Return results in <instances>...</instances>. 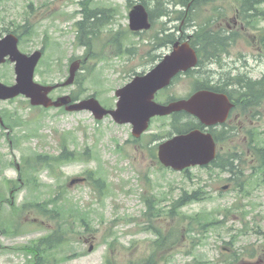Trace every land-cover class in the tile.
<instances>
[{
    "label": "rangeland",
    "instance_id": "1",
    "mask_svg": "<svg viewBox=\"0 0 264 264\" xmlns=\"http://www.w3.org/2000/svg\"><path fill=\"white\" fill-rule=\"evenodd\" d=\"M86 1L91 0H1L0 30L17 29L23 22H30L37 28L34 39L23 41L22 52L32 53L41 49L47 41L51 45L38 66L35 77L38 83L65 82L69 76V59L72 56L78 58L87 54L83 47L77 45L78 29L75 26L76 21L82 18L76 12L81 10L80 3ZM127 3V0L92 1L93 6L117 7L119 11L116 16L118 22L108 25L100 34L102 40L107 41L110 38V31H128L129 22L124 20V8ZM214 6L223 7L224 15L230 17L236 9L235 0H220ZM211 9V5L205 9V16L211 14ZM169 10L172 12L174 8L171 6ZM170 18L174 16L171 15ZM170 18L158 21L149 34L139 38L132 35L126 37L123 40V49L130 50L133 48L131 43H135L139 52L145 53L149 48L148 45L143 46L147 42L145 39L154 35L161 28L162 22H167L168 33L178 32L174 27L179 26V23H169ZM182 27L180 25V28ZM259 27L264 28V21L260 22ZM4 32L0 31V38ZM256 33L257 31H248L239 42L236 53L241 57V61L237 65L241 67V73L248 74L253 79H260L264 75V57L258 54L253 46L252 38ZM54 44H59L61 49L54 51ZM107 57L110 58L109 61L90 57L86 68H93V73L86 83L83 86L61 87L52 97L57 98L80 90L79 95L82 94L83 99L97 94L104 106H114L115 91L127 84L135 72L142 73L143 66L140 58L129 63L130 53L124 54L125 58L109 54ZM230 58H227V61H230ZM84 73L86 74V70ZM0 79L5 84L15 83L13 64L8 63L0 67ZM190 82L191 80L186 78L178 80L160 100L165 101L169 96L186 97L190 92ZM25 101V98L20 97L14 102H0V112L17 111V116L25 122L24 126L18 127L9 135L0 128V184H3L4 179L15 180L18 177L16 169L8 165L11 160L21 163L24 155L34 151L59 156L62 152L63 136L67 134L74 137H68L71 151L83 153L89 149L91 155L90 161L84 162L80 154H77V160L59 165L55 175L44 165L38 177L39 182L26 186L15 196V203L19 207L25 203H44L58 196L61 191L58 188L60 184H67L63 194L90 210L92 230L86 233L87 227L81 228L78 224L68 226L66 243L55 251L58 261H54V264H106L111 244H114L112 251L116 264H128L130 261L138 263L144 260L149 254V243L154 239L153 235L140 230L143 223L147 222L143 217L146 211L144 197L155 196L158 207L169 211L172 202L179 197L183 189L191 190L197 187L199 180L208 184L212 199L205 198L203 202L189 205L180 213L191 216L220 209L218 219L224 221V224L202 234L199 229L189 232V221H183L181 216L173 220L163 215L162 225L154 221L163 232L177 230L179 241L166 253L170 264H264L263 242L253 233L258 227L264 231V185L249 184L246 188L249 196L239 193L233 187L220 195L221 187L229 184L226 179L231 177L226 172L214 171L216 175L223 174L211 182L208 173L200 168L191 169L187 175L162 171L147 146L151 135H168L171 130L169 119H155L150 131L137 143L132 137L130 125H118L110 117L97 121L88 111L62 113L56 109L33 110ZM27 135L29 138L25 137ZM12 137L14 144L11 143ZM98 166L105 171L109 183V190L102 200L90 186L89 180L69 185L74 178L87 179V171L96 170ZM188 178L195 179L196 183H191ZM54 189H57L55 193ZM30 210L20 217L25 216L24 221L29 224L36 221L41 226L30 224L23 233L0 234V264H29L31 258L19 249L50 234L56 227L55 222L45 221L43 217L38 218L34 208ZM227 210L232 213L226 214ZM243 214L245 216H242ZM13 216L14 212L6 209L2 219L4 222H11ZM229 243H232V246L227 245ZM91 246L94 249L89 252ZM253 249L257 251L254 257L247 253Z\"/></svg>",
    "mask_w": 264,
    "mask_h": 264
},
{
    "label": "water",
    "instance_id": "2",
    "mask_svg": "<svg viewBox=\"0 0 264 264\" xmlns=\"http://www.w3.org/2000/svg\"><path fill=\"white\" fill-rule=\"evenodd\" d=\"M148 13L144 6L139 5L131 13V29L133 31L148 30ZM17 39L8 36L0 41V64L10 56L16 62L17 84L7 87L0 82V101L13 99L20 94L31 99L32 105L44 107H61L70 103L69 97H64L53 102L49 97L55 87L41 86L34 82V71L42 56L37 52L26 56L19 52ZM196 62L195 52L188 44L177 45L171 56L145 77H138L133 83L118 91L120 97L116 111H107L95 99H90L79 104L67 107L68 111H91L97 119L111 115L118 123H131L133 134L140 137L149 127L150 120L156 116H168L175 112L186 111L196 115L204 123H209L215 113V100L208 93H199L189 100L177 101L164 106L153 101L155 93L168 85L169 81L179 71L187 70ZM72 76L66 83L74 81ZM161 162L176 171H182L193 166H205L215 158V145L210 135L193 131L180 135L162 144L159 150Z\"/></svg>",
    "mask_w": 264,
    "mask_h": 264
},
{
    "label": "trees",
    "instance_id": "3",
    "mask_svg": "<svg viewBox=\"0 0 264 264\" xmlns=\"http://www.w3.org/2000/svg\"><path fill=\"white\" fill-rule=\"evenodd\" d=\"M141 1L144 5H146L150 9V13H151L153 20L158 19V18H162V17L163 18H169L170 17L171 14H170V11L168 9V3H166L164 0H141ZM216 1L217 0H196L195 2H193L191 4L192 0H174L173 5L175 7H178V5H179V7H182V8H189V6H190L188 13L191 16V15H195L203 7H205L209 4H212ZM248 5L249 4H247V6ZM175 13L179 14V17H181V18H183L186 15V11H180V12H175ZM247 13H248V11H247ZM247 16H248V21L255 24L254 19L256 16L255 15L251 16L250 14H248ZM262 16L264 17V14ZM90 18L91 17H89L87 15L86 22L82 25V28H84L86 34L92 33V29H94V24L96 25V23L91 24L89 22ZM191 24H192V18H188V20L186 21V26L190 27ZM162 25L165 27V24H162ZM163 30H165V29H163ZM184 31L185 30L183 29L182 32H184ZM156 37H159L158 33H157ZM165 37L168 39H174L175 34H167ZM182 37L186 38V35L183 34ZM200 37H202V39H205L208 42H211L210 44L214 48L219 46L218 41H220L221 44H226L224 42L226 37H224V38L218 37L211 31L203 33V35H201ZM243 83L244 84H242L241 86L246 90L245 94H246L247 99L249 101L255 102L256 95L260 91V89H262L261 87H263L262 95H261L262 96L261 101L264 100V78L261 81V83L260 82H252L251 83V81H248V80H246V82H243ZM18 123H20V121H18ZM7 125L9 126V128H14L17 126V121H10ZM66 138L67 137H65L63 139L64 140L63 147H65L67 145L66 144ZM74 156L75 155L73 153H71L70 159ZM33 160H34L33 163L28 162L24 167L21 168V170L19 172L20 173V179L23 182L32 181L34 179L32 176V169L37 168V166L39 164H41V163L45 164L46 163L47 165L52 166V163H59V162H63V161H68L69 159H68L66 152H65L60 157H50L47 155L43 157L41 155H34ZM48 161H50V162L48 163ZM233 161H236V158L233 157V155H231L227 158L225 156L219 157L217 159V161L213 163V166L218 167L222 170H228L232 175V180L235 184L234 186L236 187V189L240 188V192L243 193L245 191L244 185L247 183V181L243 178V173L241 172V170L239 169L238 166H235ZM100 172L98 174H100ZM18 185H19L18 182H11V181L7 182V184H6L8 189H12L13 187H16ZM95 186H96V189L101 192L100 195L103 196L104 191L102 192V190L106 189V184H105V181L103 180L102 176H100L99 179H97L95 181ZM207 194H208V192L203 187H200V188L193 190V191L184 190L182 192L181 196L173 202L172 209L166 213L167 216H169L173 220L178 216H181L183 221L185 219H188V221H189V223H188L189 228L188 229H189V232H191V233L197 228L207 229V227H209V226L213 227V226L218 225L219 222H217L215 219H213V214H211V216H209V214L203 213V214H198L196 216H191V217L188 216L187 217L186 215H182L179 213V210L181 208H183L187 205H190L192 203L200 201ZM4 201H5V197L3 196V194L0 191V213H1ZM7 202H9V201H7ZM147 203H148L147 204L148 205L147 216L149 217L150 225L148 227H146L144 230L154 232L158 236L157 240L154 243V246L156 248V251H162L165 248H168L167 247L168 241H171L173 238H172V236H169V235L163 237L160 233V230L157 227H155V225L152 223V221L154 219H158L162 216L161 212H163V211L158 209L155 206V204L153 203V200L148 201ZM63 207H61L60 209H55L54 211L46 209L43 206H40L39 208L45 216L53 217L52 213L61 214V211H63L64 209L66 211H68V208H66L65 205ZM25 208L26 207H24V209ZM78 214H81L80 218L82 219V221H84V223H86L87 214L82 213V212H80ZM5 231H8V230L6 229ZM63 231H64L63 227H60L59 231H57L55 234L51 235L50 237L39 240L34 245L28 247V249L26 251L30 255H33V260L31 262V264H51L49 261L50 252L53 249H55L56 247L63 244V242L65 241L66 233H63ZM155 256H156V252L154 253L153 257L147 261V264L155 263L154 262ZM108 264H111V262L109 261ZM142 264H145V262H143Z\"/></svg>",
    "mask_w": 264,
    "mask_h": 264
},
{
    "label": "flooded vegetation",
    "instance_id": "4",
    "mask_svg": "<svg viewBox=\"0 0 264 264\" xmlns=\"http://www.w3.org/2000/svg\"><path fill=\"white\" fill-rule=\"evenodd\" d=\"M242 3L245 5L246 0H242ZM261 3L262 2L260 0H255L254 6L256 7ZM112 11L114 12V10ZM243 17L245 18L244 13L239 16L241 21V18ZM239 24L240 30H247L244 21H235L234 29H237ZM177 42L178 40H156L154 45H152L151 50H149L146 54L139 55L140 62L143 66V73L140 74H144L145 71H150L156 64L160 63L172 51V48ZM193 45L195 47L194 50L196 51L197 55L201 56V59L198 57L199 61L197 66L184 75V77L196 75L202 80V83L197 86V89L193 88V93L209 91L216 96L224 95L223 97H226L228 101L234 103L233 109L231 110V113L229 114V117L225 123H217L213 126L207 127L196 120L198 127L200 129H203L204 132L214 133L213 135L215 136L217 141L219 140V138H223L224 140L226 139V142L230 141L232 135L234 136V133H231L232 129L238 127L239 137L241 139V142L244 144L243 149L246 155H251V151L247 150L246 146L247 143H249L253 128L257 130L259 134L260 132H262V135H264L263 130L260 129L259 132V127L263 124L262 121H259V118H261L262 115L264 116V113L262 112V110L257 112L251 111L248 113L246 110V104L244 102L228 94L232 90V87L224 79L228 78L229 76L238 74L236 65L237 59L233 57L231 58V61H226L224 63L223 60L219 62L218 58L214 59L213 57H209L207 53H213L216 51V49L211 48V46L208 45V42L203 39H196ZM220 52L221 50L218 49L216 51L217 55L220 56ZM223 57H227V54L224 53V55H222V58ZM146 67H148V69H146ZM174 84L175 83H173V85ZM253 117H255L257 120H253ZM172 118H174V116Z\"/></svg>",
    "mask_w": 264,
    "mask_h": 264
},
{
    "label": "bare ground",
    "instance_id": "5",
    "mask_svg": "<svg viewBox=\"0 0 264 264\" xmlns=\"http://www.w3.org/2000/svg\"><path fill=\"white\" fill-rule=\"evenodd\" d=\"M170 14L171 15H173L174 16V18H170V21H169V23H173V22H175L176 20H177V18H178V15H177V13H175V12H170ZM170 15V16H171Z\"/></svg>",
    "mask_w": 264,
    "mask_h": 264
}]
</instances>
